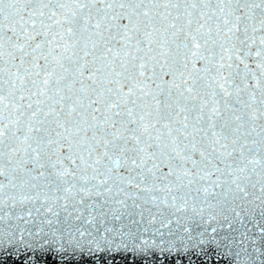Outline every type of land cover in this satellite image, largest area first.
Here are the masks:
<instances>
[{"label": "snow or ice", "instance_id": "1", "mask_svg": "<svg viewBox=\"0 0 264 264\" xmlns=\"http://www.w3.org/2000/svg\"><path fill=\"white\" fill-rule=\"evenodd\" d=\"M264 264V0H0V264Z\"/></svg>", "mask_w": 264, "mask_h": 264}, {"label": "water", "instance_id": "2", "mask_svg": "<svg viewBox=\"0 0 264 264\" xmlns=\"http://www.w3.org/2000/svg\"><path fill=\"white\" fill-rule=\"evenodd\" d=\"M197 264H200V261H199V260H197ZM212 264H216V262H215V258H214Z\"/></svg>", "mask_w": 264, "mask_h": 264}]
</instances>
